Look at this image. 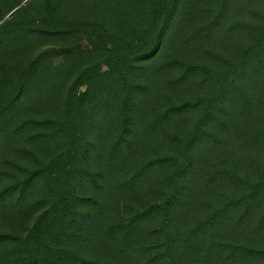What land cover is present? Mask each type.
<instances>
[{"label":"trees","instance_id":"obj_1","mask_svg":"<svg viewBox=\"0 0 264 264\" xmlns=\"http://www.w3.org/2000/svg\"><path fill=\"white\" fill-rule=\"evenodd\" d=\"M0 264H264V0H0Z\"/></svg>","mask_w":264,"mask_h":264}]
</instances>
